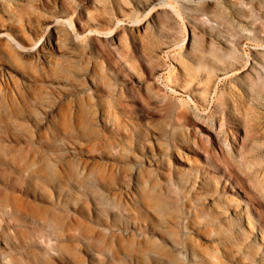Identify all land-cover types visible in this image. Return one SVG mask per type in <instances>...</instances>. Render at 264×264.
Returning a JSON list of instances; mask_svg holds the SVG:
<instances>
[{
  "label": "rangeland",
  "instance_id": "rangeland-1",
  "mask_svg": "<svg viewBox=\"0 0 264 264\" xmlns=\"http://www.w3.org/2000/svg\"><path fill=\"white\" fill-rule=\"evenodd\" d=\"M0 264H264V0H0Z\"/></svg>",
  "mask_w": 264,
  "mask_h": 264
},
{
  "label": "bare ground",
  "instance_id": "bare-ground-1",
  "mask_svg": "<svg viewBox=\"0 0 264 264\" xmlns=\"http://www.w3.org/2000/svg\"><path fill=\"white\" fill-rule=\"evenodd\" d=\"M211 56H216L217 58H220V56H218V54L214 51H211ZM196 58L200 64H204V57L201 54H197ZM187 68H191V66H188Z\"/></svg>",
  "mask_w": 264,
  "mask_h": 264
}]
</instances>
